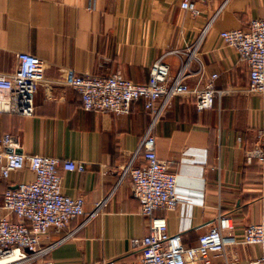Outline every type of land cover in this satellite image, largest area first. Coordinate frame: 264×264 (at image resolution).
Wrapping results in <instances>:
<instances>
[{
  "label": "crops",
  "instance_id": "crops-1",
  "mask_svg": "<svg viewBox=\"0 0 264 264\" xmlns=\"http://www.w3.org/2000/svg\"><path fill=\"white\" fill-rule=\"evenodd\" d=\"M182 3L0 0V73H15L19 55L27 53L44 61L48 81L35 97L33 116L0 114V140L11 135L25 155L84 163L85 172L61 170V176L64 193L83 197L87 213L107 200L93 219H76L67 229L43 236L40 249L50 250L36 264H142L141 250L132 241L150 233L131 179L118 182L147 133L151 114L144 101L123 116L84 111L79 93L66 84L71 69L102 77L120 72L143 85L161 57L200 43L190 86H203L216 74V88L225 94L203 113L191 95L169 102L154 134L159 159L177 176L179 205L175 211H156L155 217L165 219L168 232L180 235L185 246L194 247L220 215L232 217L238 237L264 215V166L248 156L264 136V95L248 91V64L221 39L224 31L247 29L251 21L264 19V0H207L198 4L202 13L196 18ZM166 61L176 75L181 59L168 56ZM135 164H143L141 156ZM34 177L22 171L0 181V207L7 189ZM260 258L259 247L239 245L227 259L213 256L211 264H252Z\"/></svg>",
  "mask_w": 264,
  "mask_h": 264
},
{
  "label": "built area",
  "instance_id": "built-area-1",
  "mask_svg": "<svg viewBox=\"0 0 264 264\" xmlns=\"http://www.w3.org/2000/svg\"><path fill=\"white\" fill-rule=\"evenodd\" d=\"M207 0H183L182 9L199 17L198 4ZM206 28L205 32L209 29ZM221 39L237 51L250 69L248 91L264 95V19H255L247 29L221 33ZM200 43L185 49L170 51L151 68L147 84L139 85L117 72L111 76L79 75L69 70L66 84L80 95L83 110L128 115L132 105L144 101L151 114L147 133L131 161L122 169L118 184L130 178L133 195L142 203L141 214L149 220L150 233L142 239H133L134 247L141 250L142 264H211L213 256L227 259L228 251L239 245L257 246L261 258L252 264H264V215L260 222L247 226L242 235L235 233V225L229 215H220L208 232L202 234L198 245L187 247L180 235L168 232L166 220L155 217V212L175 211L179 205L177 176L168 163L159 159L156 152L155 129L164 117L169 102L175 97L191 95L196 100L199 113L211 110L215 101L225 91L216 88L218 75H212L203 86L191 88L189 80L193 64L199 62ZM177 56L181 66L172 75L166 59ZM199 72H202L201 64ZM48 85L45 63L40 58L22 53L19 66L13 74L0 73V114L31 117L35 114V97L40 88ZM17 149L11 135L0 140V181L11 179L14 173L30 171L34 179L23 182L3 194L0 207V264H36L50 249H40L43 236L52 231L67 229L72 221L96 217L106 206L107 200L97 204L92 213L85 210L83 197L73 198L64 193L61 170L73 173L86 171L84 163L61 161L54 157L25 155ZM141 156L143 164L137 166ZM264 166V136L259 137L255 148L248 153ZM117 189V188H115ZM115 191V190H114ZM14 215L18 221L3 216ZM106 264H116L109 262Z\"/></svg>",
  "mask_w": 264,
  "mask_h": 264
}]
</instances>
